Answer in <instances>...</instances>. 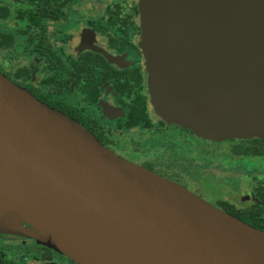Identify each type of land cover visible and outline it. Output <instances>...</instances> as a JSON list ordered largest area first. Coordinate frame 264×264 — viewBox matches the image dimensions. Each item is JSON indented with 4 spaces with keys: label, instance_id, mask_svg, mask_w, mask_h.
<instances>
[{
    "label": "water",
    "instance_id": "1",
    "mask_svg": "<svg viewBox=\"0 0 264 264\" xmlns=\"http://www.w3.org/2000/svg\"><path fill=\"white\" fill-rule=\"evenodd\" d=\"M141 2L158 117L214 140L264 139V0ZM0 233L78 264H264V232L117 156L1 73Z\"/></svg>",
    "mask_w": 264,
    "mask_h": 264
},
{
    "label": "flooded vegetation",
    "instance_id": "2",
    "mask_svg": "<svg viewBox=\"0 0 264 264\" xmlns=\"http://www.w3.org/2000/svg\"><path fill=\"white\" fill-rule=\"evenodd\" d=\"M116 6L119 16L112 18ZM37 8L42 9L41 18L37 17ZM85 10L80 13L74 0H0V53L20 50L35 65L42 64L37 84L36 73L28 62L11 73L5 72L0 63V73L40 102L64 111L84 128L95 130L102 136V145L108 148L109 135L117 129L148 130L163 122L153 113L148 95L137 43V7L107 4L100 15L95 14L93 5ZM125 15H132L133 29L127 25ZM12 21L11 29H5V24ZM112 22H116L115 27ZM143 102L148 126L140 121L129 127L131 112ZM145 167L152 168L151 164ZM217 189L209 188L202 199L210 203ZM262 191L264 186L256 188L251 207H237L223 199L215 207L222 210L220 203H226L236 210L258 209L264 217V201L258 196ZM0 264L78 263L33 238L0 233Z\"/></svg>",
    "mask_w": 264,
    "mask_h": 264
},
{
    "label": "rangeland",
    "instance_id": "3",
    "mask_svg": "<svg viewBox=\"0 0 264 264\" xmlns=\"http://www.w3.org/2000/svg\"><path fill=\"white\" fill-rule=\"evenodd\" d=\"M74 2L80 13H85V9L93 5L97 9L95 14L99 15L107 4L119 3L126 6L134 4L138 9L136 22L140 32L137 43L141 51L140 41L144 29L140 13L141 0H74ZM79 16L86 17L85 14ZM12 26L13 21L12 24H5L4 28L10 30ZM52 35L56 37L55 33ZM142 57L145 71L143 54ZM27 62L31 63L28 66L36 73L34 83L37 84L41 79V63L35 65L34 60L24 57L20 50L0 53V63L5 72L25 66ZM145 76L147 80V73ZM151 108L158 116L155 109L152 106ZM162 122L161 126L155 123L148 130L135 128L129 131L120 129L113 131L108 138L109 150L129 163L177 184L200 198L207 196L209 188H218L217 193L210 199V203L214 206H218L222 199L235 203L237 207L248 208L253 205L251 197L256 188L264 186V157L236 155L235 145L255 139L256 135V137L235 136L214 140L200 137L180 125L164 120ZM146 164H151L152 168L148 169L145 167ZM24 226L32 230L29 226L25 224Z\"/></svg>",
    "mask_w": 264,
    "mask_h": 264
},
{
    "label": "trees",
    "instance_id": "4",
    "mask_svg": "<svg viewBox=\"0 0 264 264\" xmlns=\"http://www.w3.org/2000/svg\"><path fill=\"white\" fill-rule=\"evenodd\" d=\"M36 1L41 2L42 0H36ZM36 10L38 11V15H37L38 18H41L42 16H44L41 14V12H42L41 8H37ZM49 10H51V9H49ZM133 13L136 14L135 9H133ZM29 16L32 17V19H35L34 15L31 14ZM118 16H119V12H118V7L116 6L115 11L112 12V18H116ZM56 17H58V16L56 15ZM124 18L128 19L127 25L133 29L134 26L130 22L132 15H125ZM111 25H112V27H115L116 22H112ZM50 108H52V107H50ZM52 109L58 111L59 113L63 114L64 116H66V117L74 120L78 124H80V122H78L77 120L72 118L70 115H68L64 111H61L58 108L55 109L54 107ZM131 114H132L131 118H130L131 120H130V123L128 124L129 127L137 124L140 121L144 122V125L148 126L147 125L148 121L146 120L144 102L141 105H139L138 107H135V109L131 112ZM86 130L88 132H90L94 136V138L102 145V136L101 135H98L95 130H92V129H90V130L86 129ZM235 151H236L235 152L236 155L243 156V157H252V158L264 157V139L255 138V139L245 140V141H242L240 143H237V145H235ZM258 196L260 197V199L262 201H264V191H262V193H259ZM220 206H221L222 210L225 211L226 213L232 215L233 217L239 219L243 223H246L247 225H249V226H251L257 230L264 232V217L262 216V214L260 213V211L258 209L236 210L226 203H220Z\"/></svg>",
    "mask_w": 264,
    "mask_h": 264
}]
</instances>
